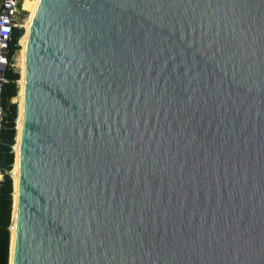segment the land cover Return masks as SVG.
I'll list each match as a JSON object with an SVG mask.
<instances>
[{
	"label": "water",
	"instance_id": "water-1",
	"mask_svg": "<svg viewBox=\"0 0 264 264\" xmlns=\"http://www.w3.org/2000/svg\"><path fill=\"white\" fill-rule=\"evenodd\" d=\"M19 80L9 264H264V0H38Z\"/></svg>",
	"mask_w": 264,
	"mask_h": 264
},
{
	"label": "trees",
	"instance_id": "trees-1",
	"mask_svg": "<svg viewBox=\"0 0 264 264\" xmlns=\"http://www.w3.org/2000/svg\"><path fill=\"white\" fill-rule=\"evenodd\" d=\"M24 33L21 29L16 31L13 36L14 44L17 43L19 37ZM19 49L13 46L12 51ZM7 83L3 87L2 106L5 110L4 128L1 131L0 143V170L3 178L0 183V264H9L10 253V230L13 204V181L10 172L13 168L16 152L13 147L16 144V131L18 133V104L12 100L17 97L18 90L20 92V74L14 70L6 73ZM18 82V83H17ZM16 147V146H15Z\"/></svg>",
	"mask_w": 264,
	"mask_h": 264
},
{
	"label": "built area",
	"instance_id": "built-area-1",
	"mask_svg": "<svg viewBox=\"0 0 264 264\" xmlns=\"http://www.w3.org/2000/svg\"><path fill=\"white\" fill-rule=\"evenodd\" d=\"M25 0H0V143L1 131L4 128L5 110L2 106V92L4 85L8 82L6 73L9 70H14V60L19 49L12 51L13 46L20 48L19 41L23 37H19L16 44L13 42V36L16 31L24 28L25 11L23 2ZM18 83V82H17ZM16 97L12 102L16 101ZM13 102V103H14ZM14 151V147L12 148ZM3 178V173L0 170V183Z\"/></svg>",
	"mask_w": 264,
	"mask_h": 264
},
{
	"label": "bare ground",
	"instance_id": "bare-ground-1",
	"mask_svg": "<svg viewBox=\"0 0 264 264\" xmlns=\"http://www.w3.org/2000/svg\"><path fill=\"white\" fill-rule=\"evenodd\" d=\"M37 1L38 0H25L23 2V9L28 12V19H27V21L25 22V25H24V28H25L24 35L19 41V44L21 46V50H20V55L19 56L21 57V59L23 61V65H22V67H20V68H22L21 69V73H22L21 74V79L23 78V74H24V51H25V46H26L29 22H30V19H31L32 15H33L35 7L37 5ZM22 98H23V84L20 81V92H19V94L17 96L19 108L21 107ZM19 112H21L20 109H19ZM18 123H19V125H18V133H17V137H16V147H15L16 159H15L14 170H13V173H12L13 180H14V184H13L14 185L13 186L14 187V192L17 189V182H18V150H19L20 131H21V126H22L21 118H19ZM17 124H16V126H17ZM13 199H14V206L12 208V228H11V231H10L11 232V242H12V244H13V235H14V231H15V201H16V195L15 194H13Z\"/></svg>",
	"mask_w": 264,
	"mask_h": 264
},
{
	"label": "rangeland",
	"instance_id": "rangeland-1",
	"mask_svg": "<svg viewBox=\"0 0 264 264\" xmlns=\"http://www.w3.org/2000/svg\"><path fill=\"white\" fill-rule=\"evenodd\" d=\"M25 11V10H24ZM24 24H25V22L27 21V19H28V12L27 11H25V17H24ZM20 46V45H19ZM20 50H21V46H20V48H19V50L17 51V53H16V56H15V60H14V67H13V69H14V71L15 72H18L19 74H20V78H21V69L22 68H20V67H22V65H23V61H22V59H21V57L19 56L20 55ZM20 57V58H19ZM18 94H19V90H18ZM18 96V95H17ZM16 101L14 102V103H17L18 104V100H17V97H16V99H15ZM18 108H19V106H18ZM17 127V126H16ZM16 136H17V131H16ZM14 146H16V144L14 145ZM14 152H15V149H14ZM15 159H16V155H15ZM14 165H15V161H14ZM14 165H13V168H12V170H11V172H10V176H11V178H12V181H13V184H14V180H13V176H12V173H13V170H14ZM14 186V185H13ZM14 188V187H13Z\"/></svg>",
	"mask_w": 264,
	"mask_h": 264
}]
</instances>
